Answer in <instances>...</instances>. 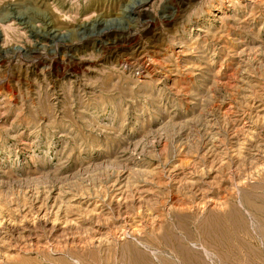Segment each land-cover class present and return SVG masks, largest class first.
<instances>
[{"label": "rangeland", "instance_id": "374dc122", "mask_svg": "<svg viewBox=\"0 0 264 264\" xmlns=\"http://www.w3.org/2000/svg\"><path fill=\"white\" fill-rule=\"evenodd\" d=\"M0 264H264V0H0Z\"/></svg>", "mask_w": 264, "mask_h": 264}]
</instances>
